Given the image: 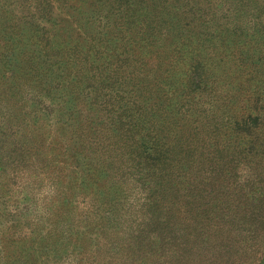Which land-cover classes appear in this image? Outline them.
<instances>
[{"label":"rangeland","instance_id":"obj_1","mask_svg":"<svg viewBox=\"0 0 264 264\" xmlns=\"http://www.w3.org/2000/svg\"><path fill=\"white\" fill-rule=\"evenodd\" d=\"M51 1L52 10L47 0L31 1L30 9H27V6L19 9L18 4L13 3L11 9L17 8L18 17L15 20L19 22L15 34L20 31L19 27L23 26L24 14L34 25L20 32L22 41L9 29L11 25L0 24L1 46L13 45L14 50L4 71L0 68V75L4 77L0 85L2 82L13 85L18 81L17 77L22 78L24 73L15 66L22 62V66L27 67V58L23 60L24 52L32 53L45 49L44 41L48 38L55 49L64 46L69 49L72 42L79 41L81 47L77 48L76 53L80 57L85 54L84 45L92 39L90 34H101L103 44L110 47L109 53L114 56L106 60L107 62L101 58L96 61L101 64L105 61L104 67L97 68L96 65L89 67L90 74L94 75L89 84L93 88L96 105L90 106L82 102L79 107L83 111L106 115V121H99L100 127L104 129L102 135L106 136L101 139L104 144L110 143L112 137L122 139L124 130H120V127L113 126L109 132L107 116L112 113L111 109L116 110L114 113L120 111L126 97L132 96L129 90L135 91L141 87V83L134 71L137 66L130 65L131 60L125 62L126 59H121L118 62L111 50L116 44L121 45V42L130 43L129 32L144 33L146 27L134 25L131 28L122 23L121 16L133 17L136 14L133 11L128 13L124 8L119 10L123 0L100 2L97 0L95 11L86 0H71L68 5L65 4V0ZM72 4L75 7H72ZM49 11H52L50 15ZM166 14H172L166 21L167 26H173L176 32L180 30L185 36L187 31H191L198 37L195 41L196 47L203 51V55H200V59L203 60L201 65H204L201 79L207 82L208 90L207 93L198 90L200 94H196L200 110L193 105L190 113H186L187 108L181 109L188 120L187 131L191 134H194V129L197 131V135L190 136L189 146L195 144L202 147L194 152L185 153V159H188L185 173L181 175L178 188L171 192L180 196L177 201L186 204L188 207L186 212L189 211L195 220L202 218L223 220L225 212L221 211L220 205L224 198L234 199L237 194L242 196L244 205L249 204L251 212L247 214L242 210L233 211L239 220L248 224V227L239 229L240 236L235 233L233 235L228 229L220 234L217 232L218 241H223L227 248L225 251L228 252V258L231 256L232 263L239 264L240 260L251 256L249 255L251 246L263 245L264 130L261 134H255L251 128L244 133L234 134V130L226 128V125L232 123L229 111L238 102L246 101L256 89L260 94L261 91L264 93V0H173ZM137 18L138 23L149 22L143 13L138 14ZM99 26L101 28H98ZM143 39L142 36L138 37L136 43L138 40L143 42ZM178 39L181 38L176 37L172 42ZM18 41L20 42L17 43ZM166 41L161 45H165ZM58 57L62 59L63 55ZM10 66L14 71L5 74L10 70ZM80 66L86 67L87 62L83 61ZM247 79L253 80L250 92L241 86ZM112 85L119 89L114 90ZM161 92L165 99H168V95L174 94L168 90L166 94L162 90ZM40 97L34 93L28 94L29 110H19L13 105L0 107V264H22L10 254L16 251L14 250L16 247L27 248L29 243L50 244L59 239L66 242L77 240L80 243V238L88 234L85 233L82 221L80 220V223L77 221L73 208H76L83 198L92 194L89 191L94 186L98 187L94 184L96 180L97 182L103 180L99 176L92 177V169L99 164L93 158L91 162L82 160L84 169L61 166L54 184L41 173L45 163L41 151L33 145L39 139L35 130L39 128L41 134H54L57 127L54 125L56 123L54 115H48L50 122L44 119V109L37 102H43L46 108H49L51 103ZM191 115L197 116L194 117L196 119ZM243 130L242 128L241 132ZM27 138L32 139L28 141ZM222 143L226 144L224 151L216 154L217 160L211 162L212 153ZM233 146L237 147L236 150L231 149ZM114 148L120 152L122 144L115 145ZM102 155L104 159L109 156L108 169L113 178L116 181L122 179L124 183L118 185L121 187L120 194L117 195L120 201L116 203L118 213L111 217V230L101 237L99 246L101 254L93 258L86 256L85 259L76 246L75 249L58 251V254L48 253L45 264H139L134 263L131 256L137 253L134 247L136 242L133 240L136 234L133 222L141 216L133 213V207L130 206L145 202L146 192L143 190L145 185H139L138 180L143 178L146 184H149V177L129 168L127 160L114 165L116 160L107 149ZM223 163L231 166L221 168ZM131 178L137 180L131 181ZM79 183L82 185L77 187ZM68 188L76 195L71 199H67L64 193ZM126 194L129 195V210L123 209V196ZM260 196L261 198L257 200L256 197ZM183 206L175 204L174 211L168 210L164 213L169 216H181L177 210H182ZM161 211L163 212L162 208H158L157 214ZM49 226L54 228L44 230ZM12 238L20 240L13 243L10 241ZM229 242L234 244L227 245ZM158 259L148 260L147 264H160Z\"/></svg>","mask_w":264,"mask_h":264},{"label":"trees","instance_id":"obj_2","mask_svg":"<svg viewBox=\"0 0 264 264\" xmlns=\"http://www.w3.org/2000/svg\"><path fill=\"white\" fill-rule=\"evenodd\" d=\"M31 1L33 0H0L1 26L11 25L9 29L15 34L19 26L18 20H15L18 14L17 8L11 9V7L13 3H17L19 9L26 8V6L27 9H30ZM47 1H49L52 10V1ZM172 1L123 0L119 5V10L124 8L128 13L131 11L136 13L133 17L121 16L122 23L131 28L134 25L146 27L145 30L142 29L144 33L129 32L130 43L121 42V45L116 44V47L111 50L115 53L118 62L121 59H126L125 62L131 60L130 65L137 66L134 71L141 83V87L136 88L135 86V91L129 90L132 96H125L126 100L120 111L114 113L116 110L111 109L112 113L110 112L111 114L107 116L110 125L109 132L113 126L120 127V130H124L122 139L112 137L110 143L104 144L101 139L106 136L102 135L104 129L100 127L99 121H106V115L100 112L83 111L79 107L82 102L90 106L96 105L94 91L89 84L94 75L90 74L89 67L92 65H96L97 68L104 67L106 60L114 56L111 52L109 53L110 47L103 44L104 40L101 34H90L92 39L87 41V45H84L86 41H83L85 54L80 57L76 53L77 48L81 47L79 41L72 42L69 49L65 46L55 49L51 39L48 38L44 41L45 49L32 53L24 52L23 60L27 58L26 68L22 66V62L15 66L25 76L17 77L18 81L14 82V86L8 82H2L0 85V107L1 105L8 107L13 105L19 110H29L28 94L30 93L50 101L49 108L44 107L43 102L37 103L42 105L44 119L47 122L51 121L48 115L55 116L56 134H41V130L37 128L35 133L39 139L33 144L43 155L45 168L41 173L46 175L48 180H52L53 184L56 182L57 171L61 166L84 169L82 160L91 162L93 159L99 164L92 169V177L103 178L102 182L96 180L94 184L98 187L94 186L89 191L92 193L89 194V198H83L76 205L77 207L73 208L77 221L79 223L80 220L82 221L83 227L86 229L85 233L88 235L80 238V243L77 240L66 242L59 239L50 244L30 245L29 243L27 248L16 247L14 249L16 251H13L14 253H11L10 256L20 260L22 264H45L48 253L58 254V251L75 249L76 246L85 259L86 256L93 258L101 254L102 250L99 247L101 246V237L109 229L111 230V217L118 213L116 203H119L120 200L117 195L120 194V186L124 183L122 179L116 181L110 174L109 156L104 159L102 155L106 149L115 158L114 165H117L119 161L122 164L127 160L129 168L149 177V184H146V180L144 181L143 178L138 180L140 181L139 185H145L143 187L146 192L145 202L141 205L134 203L133 206H130L133 207V213L141 216L140 219L133 222L136 233L133 240L136 242L134 247L137 252L131 256L134 263L147 264L148 260L159 258L160 264H233L231 256L229 258L227 256L228 252L225 251L227 248L223 241H218L217 232L220 234L228 229L233 235L235 233L240 236L239 229L248 227V224L239 220L234 215L233 209L242 210L248 214L251 212L249 204L244 205L242 196L237 194L234 199L224 198L220 205L221 211L225 212L223 220L212 218L195 220L189 211L186 212L188 209L186 204L177 201L180 196L171 192L178 188L181 175L185 173V166L188 162V159H185V153L194 152L202 147L195 144L189 146L190 136L197 135V131L194 129V134L187 131L188 120L181 109L187 108L186 113H190L193 105L197 107V110H200V102L196 94L199 93L198 90H201L202 93L208 92L207 82L201 79L204 65H201L203 60L200 59L203 51L195 44L198 37L191 31H187L185 36L180 30L176 32L173 26H167L166 21L172 17V14H166V12ZM70 2L71 0H65L66 5ZM86 2L95 11L97 0H86ZM71 6L75 7L73 4ZM51 13L52 11L48 12L49 15ZM140 13H143L149 22L138 23L137 16ZM22 22L24 28L23 26L19 27L20 31L15 34V36H19L20 41L23 39L20 32L34 26L25 14L22 16ZM6 34L9 33L6 32ZM140 36L144 37L143 42L138 40L136 43V39ZM176 37H180L182 40L178 39L176 42H172ZM164 41H166L165 45H161ZM13 51V45L1 46L0 44V68L3 71L6 64L8 65L10 57L13 56ZM60 55H63L62 59L58 57ZM100 58L106 62L97 63L96 61ZM82 60L87 62L86 67L80 66ZM121 63L123 64V62ZM13 69L10 66V70L5 74L14 71ZM3 78V75H0V82ZM251 81L253 80L247 79L241 85L247 92L253 87ZM111 87L114 90L119 89L115 85ZM160 89L165 94L167 90L174 94L168 95V99H165ZM256 90L246 101L238 102L229 111L232 123L230 125L226 123V128L233 129L234 134L244 133L251 128L255 134L263 132L264 93L262 94L261 91L260 94ZM182 99L183 101H180ZM219 103L222 106L221 100ZM191 116L193 119L197 117ZM242 128L244 130L241 132ZM27 139L31 141L32 138ZM180 143H182L181 146ZM118 144H122L120 152L114 148ZM225 145L222 143L216 147V151L210 158L211 162L217 160L216 154L223 152ZM236 148L233 146L231 149L236 150ZM230 166V164L223 163L221 168ZM130 180L137 179L131 178ZM81 185L79 183L77 187ZM82 189L81 187L80 190ZM64 193L67 199L76 196L70 188L64 190ZM128 196L127 194L123 196L124 210L130 209ZM260 198L261 196L256 197L257 200ZM175 204L184 205L182 210H177L181 216H169L164 213L168 210L174 211ZM158 208H162L163 212L157 214ZM45 228L47 229L44 230H49L54 227ZM19 240V238L10 239L13 243ZM229 243L227 245L234 244ZM262 244V246L257 245L258 248L251 246L249 250L251 256H246L239 261V264H264V238ZM39 254L41 260L38 257Z\"/></svg>","mask_w":264,"mask_h":264}]
</instances>
